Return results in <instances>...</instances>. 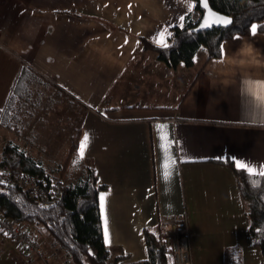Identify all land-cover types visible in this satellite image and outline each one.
<instances>
[{
    "label": "crops",
    "instance_id": "0c3cea01",
    "mask_svg": "<svg viewBox=\"0 0 264 264\" xmlns=\"http://www.w3.org/2000/svg\"><path fill=\"white\" fill-rule=\"evenodd\" d=\"M189 5L196 13L195 0H0V110L22 65L32 72L17 127L7 139L53 170L63 159L49 155L48 145L60 136L49 140L43 131H61L62 147H69L80 129L75 161L92 164L98 181L107 185L100 194H107L114 255L146 258L144 228L184 217L194 264H226L233 253L241 264H264L251 235L248 204L228 163L239 160L259 171L264 126L242 111L233 76L218 71L220 56L172 68L143 49L141 36L157 43L159 32H170L189 14ZM242 42L264 53V32L258 30L224 40L226 55ZM139 52L145 57L137 58ZM178 75L188 81L181 77L179 85ZM158 124L168 125L162 134L179 142L172 145L178 170L169 181ZM85 133L90 142L79 159ZM36 149L37 155L29 154ZM34 227L40 236L47 234ZM0 264L42 263H29L0 234Z\"/></svg>",
    "mask_w": 264,
    "mask_h": 264
},
{
    "label": "trees",
    "instance_id": "16d2710c",
    "mask_svg": "<svg viewBox=\"0 0 264 264\" xmlns=\"http://www.w3.org/2000/svg\"><path fill=\"white\" fill-rule=\"evenodd\" d=\"M195 1L196 13L185 16L183 27L180 24L171 27L167 48L145 36L140 37L143 49L155 52L157 59L169 67L193 66L201 47L207 50V59L219 57V46L222 42L234 38L237 34H250L252 24L256 23L258 30L264 32V0H209L215 10L231 15L233 23L230 26H214L200 31H193V28L199 23L204 10L200 1ZM31 73L28 65L23 64L12 85L7 103L0 110L2 125L16 126L20 101L29 93ZM79 132L80 129L72 136L71 157L77 155ZM228 163L234 168L239 188L248 204L247 213L253 242L260 247L264 255V178L249 177L232 162ZM2 166H7L15 172L27 171L36 175H44L47 172L41 160L27 155L26 150L12 140L7 141L2 148L0 167ZM85 169L84 176L64 183L58 201L49 207L40 206L23 185L9 186L0 183V209L7 216L39 225L71 255L76 264H120L130 254L122 251L111 256L112 249L105 245L103 239L99 194L107 185L98 181L92 164L87 162ZM160 225L155 229L144 228L148 255L146 258L135 260L133 264H171L170 250L162 239ZM226 264H241V258L233 253L227 256Z\"/></svg>",
    "mask_w": 264,
    "mask_h": 264
},
{
    "label": "built area",
    "instance_id": "2783aa9c",
    "mask_svg": "<svg viewBox=\"0 0 264 264\" xmlns=\"http://www.w3.org/2000/svg\"><path fill=\"white\" fill-rule=\"evenodd\" d=\"M3 184L23 185L28 188L40 206L54 205L61 194L62 180L51 174L36 175L27 171H12L0 167ZM171 230L164 229L163 241L170 250L171 264H194L191 250V233L184 217L169 220ZM0 234L12 240L29 263L76 264L71 255L64 251L51 234L40 236L34 225L7 216L0 209ZM120 264H133L124 260Z\"/></svg>",
    "mask_w": 264,
    "mask_h": 264
},
{
    "label": "clouds",
    "instance_id": "9594fccd",
    "mask_svg": "<svg viewBox=\"0 0 264 264\" xmlns=\"http://www.w3.org/2000/svg\"><path fill=\"white\" fill-rule=\"evenodd\" d=\"M218 64V71L233 76L231 84L240 99L242 111L253 123L264 126V53L251 43L242 42ZM160 226L171 230V226L164 221Z\"/></svg>",
    "mask_w": 264,
    "mask_h": 264
},
{
    "label": "snow or ice",
    "instance_id": "6c2138e0",
    "mask_svg": "<svg viewBox=\"0 0 264 264\" xmlns=\"http://www.w3.org/2000/svg\"><path fill=\"white\" fill-rule=\"evenodd\" d=\"M203 7L208 8V0H202ZM129 8H131V5H129ZM187 11L190 13L192 11V6L189 5L187 8ZM180 21V26L183 27V22L185 21V16L181 15L179 17ZM233 23L232 19L222 16V15H217L216 13H213L211 10H209L208 16L204 18V22L201 24L202 29L210 28L213 25H219V26H228ZM251 34L255 36L258 31V26L256 24H252L250 28ZM168 32V29H164L162 32L158 33V39L156 40L157 44L167 48L168 44L165 43L163 40L164 33ZM168 35H171V32H168ZM235 39H239V37H235ZM127 43V40L125 41ZM219 54H220V60H222L225 55V46L221 44L219 46ZM157 132H158V137L160 139V148L161 152L163 154L164 158V164H163V176L165 181H169L174 174L175 171H177V155L173 153L172 151V145L176 144L177 146L179 145V142L175 139H169L167 134H162L165 129L168 128V125L166 124H158L157 126ZM90 142V136L88 133L84 134V137L80 143L79 146V151H78V157L79 159H83L85 155V149ZM179 151H183V149H179ZM180 162H186L188 158L186 157H180ZM235 166L238 170H243L245 171L249 177H259V178H264V164H261L259 166V171H257V167L255 165H251L250 163L242 162L239 160H235ZM77 163V161H74V164ZM2 183V181H0ZM255 183V182H254ZM106 193H102L99 196V210L101 214V219L103 222V239L105 245H110L111 244V238H110V233H109V219L107 216V211H106Z\"/></svg>",
    "mask_w": 264,
    "mask_h": 264
},
{
    "label": "rangeland",
    "instance_id": "374dc122",
    "mask_svg": "<svg viewBox=\"0 0 264 264\" xmlns=\"http://www.w3.org/2000/svg\"><path fill=\"white\" fill-rule=\"evenodd\" d=\"M141 54L142 53H140L137 56V58H140L141 56L143 58L145 57L144 55H141ZM206 55H207V50L204 47H201V49L198 51V53L196 55L197 64H200V62H202L205 59ZM191 70H192L191 73L196 72V68H192ZM186 75H178L177 78L175 76L176 81L177 82L179 81L178 82L179 85H180V83H182L181 80H180L181 77H184L183 80H185V81H183V82H187L188 81L189 77L186 76ZM170 88L172 89V86ZM164 92L165 91H163L162 93H164ZM164 95L169 96V93H167V94L164 93ZM72 124L76 125V123H74V122ZM15 127H17V126L8 127V126L2 125L0 123V152H1L4 144L7 141H9V139H7L8 135H9V132H10L9 129L15 128ZM49 128H51V127H49ZM49 128H47V129H45V131H43V134H47L49 140L56 133H59V136H60V138H55L54 141L52 139L53 143L51 142V144H52L53 147L48 145L49 148H52V153H50L49 155H53L54 156L56 154V157H57L56 159H63V164L58 165V167L56 165L53 170H51V169L49 170V169L46 168V170H47L46 174H51V175H54V176H58L62 180V182H61L62 184H60L61 185V189H62L64 183L69 182V181L78 180V177L84 176V174L86 173V169L85 168L87 167V162L86 161L85 162H78L77 161V163L74 164L75 156H73V157L70 156L71 155L70 154L71 153L70 152V150H71V146L70 145H71V141L72 140L70 141L69 147H65V146L62 147V144H63L62 139H64L62 137L63 136L62 132L61 131L60 132H58V131L54 132V131L49 130ZM74 128L76 129V126H74ZM75 134H76V132L72 136H74ZM65 139L67 140V138H65ZM54 145H56V146H54ZM48 150H51V149H48ZM28 152H29V154L37 155L39 151L36 149V150H29ZM69 157H70V159H69ZM65 163H67V165H65ZM64 165L66 166L65 169L63 168ZM83 168H84V171L82 170ZM171 220H173V219H171ZM168 222H167V224H169ZM187 224H188V222H187ZM188 227H189V225H188ZM189 229H190V227H189ZM162 232H163L162 237H164L163 236L164 235V229L163 228H162ZM113 255H114V253L111 256H113ZM131 262L133 263L134 261H131Z\"/></svg>",
    "mask_w": 264,
    "mask_h": 264
},
{
    "label": "water",
    "instance_id": "95a60500",
    "mask_svg": "<svg viewBox=\"0 0 264 264\" xmlns=\"http://www.w3.org/2000/svg\"><path fill=\"white\" fill-rule=\"evenodd\" d=\"M199 1H200V5H201V7L203 8L204 12H203V14H202V16H201V18H200V20H199V23L193 28V31H200V30H207V29H208V28H206V29H202V28H201V24L204 22V18H205L206 16H208L209 10H211L213 13H216L217 15L226 16V17L232 19V21H233V17H232L231 15H228V14H225V13H221V12L215 10V9L211 6L209 0H208V8H207V9L203 7L202 0H199ZM214 26H218V27H219V25H213L212 27H214ZM228 26H230V25H228ZM212 27H210L209 29H211ZM220 27H221V26H220Z\"/></svg>",
    "mask_w": 264,
    "mask_h": 264
}]
</instances>
